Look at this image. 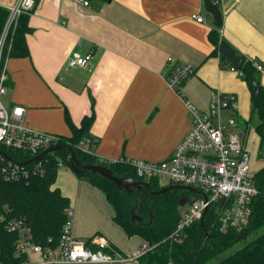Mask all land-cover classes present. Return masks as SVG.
<instances>
[{
	"label": "crops",
	"instance_id": "obj_1",
	"mask_svg": "<svg viewBox=\"0 0 264 264\" xmlns=\"http://www.w3.org/2000/svg\"><path fill=\"white\" fill-rule=\"evenodd\" d=\"M13 1L0 0V7ZM219 9L220 28L204 0H92L88 5L35 0L27 14L29 53L5 62L9 81L4 102L25 108L29 128L63 136L71 135L66 116L79 125L92 107L89 133L96 141L90 150L95 157L107 162L161 161L191 127L184 100L205 111L213 91L232 92L237 108L225 110L226 122L221 113L220 121L225 125L235 118L236 126L245 124L238 130L245 133L247 148L250 89L243 75L222 67V53H213L210 33L227 42L236 56L264 66V0H223ZM194 12L204 21L193 19ZM87 53L88 67L68 65L72 56ZM169 61L195 67L178 88L181 95L167 83ZM258 72L264 85V69ZM255 142L258 150L257 134ZM53 188L68 199L76 238L100 234L124 255L144 243L137 235H126L113 220L114 209L104 193L70 167L58 169ZM31 256L40 260L37 254Z\"/></svg>",
	"mask_w": 264,
	"mask_h": 264
},
{
	"label": "built area",
	"instance_id": "obj_2",
	"mask_svg": "<svg viewBox=\"0 0 264 264\" xmlns=\"http://www.w3.org/2000/svg\"><path fill=\"white\" fill-rule=\"evenodd\" d=\"M73 1L82 5L89 4L88 0ZM211 1L218 6L223 2ZM34 4L35 0H14L7 5L6 19L0 31V182L27 181L42 173L47 161L46 155L51 152L48 149L59 141L58 134L26 126L24 107L15 103L6 105L4 102L9 81L5 64L7 51L19 17L28 14ZM191 17L198 22L205 19L197 12L192 13ZM90 60V53L74 55L68 60V65L86 68ZM168 63L167 83L181 95L178 88L195 72V67L174 61ZM252 63L257 71L264 69L260 62L254 60ZM221 65L243 75L228 60ZM184 103L191 116V127L168 158L161 161H120L132 166L139 180L147 182L155 178L159 182V177L165 175L168 185L192 188L195 199L180 209V218L171 237L178 238L186 227L201 220L210 208L214 209L215 220L221 231L230 227L241 228L248 222L257 189L251 180V160L245 144V133L234 129L236 124L231 118L225 125L220 121L222 110L237 108L236 95L232 92L213 91L205 111L199 110L188 100H184ZM95 141L94 137H90L82 140L79 145L88 152L89 143ZM58 165L60 168L62 163ZM217 201H221V205L214 207ZM65 213L66 220L55 247L34 242L24 220L11 218L7 221L8 230L18 236L16 253L26 256L23 264H138L139 258L151 248L144 242L133 253L124 255L100 234H93L87 240L78 239L72 232L73 210L68 206ZM32 254H37L40 260H31Z\"/></svg>",
	"mask_w": 264,
	"mask_h": 264
},
{
	"label": "trees",
	"instance_id": "obj_3",
	"mask_svg": "<svg viewBox=\"0 0 264 264\" xmlns=\"http://www.w3.org/2000/svg\"><path fill=\"white\" fill-rule=\"evenodd\" d=\"M6 15L7 10L0 7V31ZM30 30L27 14L21 15L7 51L8 58L28 55L26 34ZM210 39L215 45L213 53L216 49L220 50V39L214 31L210 33ZM221 61H227L223 54ZM239 70L243 72L250 89L249 121L251 123L256 118L254 130L258 135V151L264 155V85L260 82L259 72L253 66L252 60L244 61ZM251 78L255 79L256 88ZM93 119L92 107L91 113L83 116L79 125L73 124L66 116L71 135H59V141L53 146L55 149L46 155L43 172L27 181L0 182V264H23L26 259L25 255L16 253L18 236L6 226L11 218L25 221L34 242L42 246H57L66 220L65 208L69 206L68 199L62 196L58 188L51 189L59 162L68 167L73 161L79 165L99 164L110 168L117 177L139 180L129 164L99 160L91 150L87 152L81 148L80 142L92 137L89 129ZM92 145L93 143H89L88 149ZM74 173L104 193L114 209L113 220L127 236L137 235L151 247L139 258L138 264H264V165L255 171L251 170V180L257 194L252 199V210L247 224L241 228L230 227L221 231L215 220L214 209L210 208L201 220L186 227L178 238L170 235L180 218L179 200L187 190L178 188L152 194L163 186L155 178L147 180L148 185L142 187L139 209L135 211L141 220H132L137 194L135 188L130 191L120 190L112 180L88 169ZM236 243L240 245L233 252L222 256L223 252Z\"/></svg>",
	"mask_w": 264,
	"mask_h": 264
},
{
	"label": "water",
	"instance_id": "obj_4",
	"mask_svg": "<svg viewBox=\"0 0 264 264\" xmlns=\"http://www.w3.org/2000/svg\"><path fill=\"white\" fill-rule=\"evenodd\" d=\"M204 8L207 12H209L212 15L213 24L218 28L222 27V12L219 9V6L212 3L211 0H204ZM219 47H220L221 53L235 68L239 69L243 65L245 61L244 57L236 56L234 50L228 45L227 42L221 40L219 42ZM251 82L254 88H256V81L254 78H251ZM53 149L55 148L54 147L49 148L48 151H52ZM70 168L74 172H80L84 169H88L92 173H98L101 176L109 180H112L115 183L116 187L120 190L126 189L127 191H130L131 189L135 188L137 191V194H136V199H135V206L132 209L131 218L132 220L134 219L141 220V217L136 215L135 211L139 209V201H140L142 187L144 186L146 187L148 185L146 181L135 180L134 178H131V177H117L113 174V171L110 168L103 166V165H99V164L79 165L78 163L73 161L70 164ZM178 188L192 190V188H189L187 186H182V185H166V186L161 187L157 191H153L152 194L163 193V192L170 191V190H176ZM194 199H195V196H183L179 200V204L183 206L186 203H190L194 201ZM220 205H221V201H217L214 203V207H219ZM205 212H206V209H205Z\"/></svg>",
	"mask_w": 264,
	"mask_h": 264
},
{
	"label": "rangeland",
	"instance_id": "obj_5",
	"mask_svg": "<svg viewBox=\"0 0 264 264\" xmlns=\"http://www.w3.org/2000/svg\"><path fill=\"white\" fill-rule=\"evenodd\" d=\"M222 121L226 122L227 118H226V111L222 110ZM233 119V118H232ZM234 120L236 121V119L234 118ZM256 123V118H254V120L249 124V126H251V128L249 129V132L247 133V148H248V153L251 157L252 160V170L258 166H260L261 164H264V155H262L258 150H257V146H256V142H255V138H256V133L253 131V127ZM245 127V124H239L238 126H235V129H243ZM64 167V165H63ZM137 180V179H135ZM140 181V180H139ZM159 184L161 186H166L168 185V178L165 175H161L159 177ZM186 204H184L185 206ZM180 208H182V206L180 205ZM135 240V239H133ZM133 243V242H132ZM240 244L236 243L233 246L229 247L225 252L222 253V256H226L227 254L233 252ZM140 246V245H139ZM135 247L133 251H131L129 254L133 253L135 250H137V248L139 247ZM32 257V256H31ZM31 260H34L33 257L31 258Z\"/></svg>",
	"mask_w": 264,
	"mask_h": 264
},
{
	"label": "flooded vegetation",
	"instance_id": "obj_6",
	"mask_svg": "<svg viewBox=\"0 0 264 264\" xmlns=\"http://www.w3.org/2000/svg\"><path fill=\"white\" fill-rule=\"evenodd\" d=\"M182 190H185L186 191L187 189H182ZM184 196H193V193H192L191 190H187L186 193H184Z\"/></svg>",
	"mask_w": 264,
	"mask_h": 264
}]
</instances>
